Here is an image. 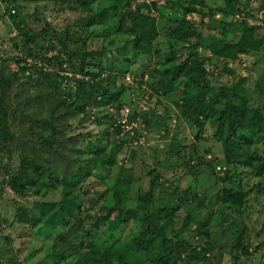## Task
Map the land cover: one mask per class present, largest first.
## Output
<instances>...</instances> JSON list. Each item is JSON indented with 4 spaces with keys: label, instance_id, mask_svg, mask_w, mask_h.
Instances as JSON below:
<instances>
[{
    "label": "trees",
    "instance_id": "1",
    "mask_svg": "<svg viewBox=\"0 0 264 264\" xmlns=\"http://www.w3.org/2000/svg\"><path fill=\"white\" fill-rule=\"evenodd\" d=\"M75 1L78 3L76 7L85 13L81 41L84 47L81 50H70L69 46H64L69 58L56 56L59 69L54 71L46 68L50 67L49 63L46 67L40 64L43 56L39 52L30 53L34 61L25 60L19 68L25 75L28 73L27 76L18 77V72L6 75L0 70V159L5 152L11 159L16 147L14 143L21 139L29 150H35L39 145L46 147L44 153L33 152L31 156H25L20 150L22 159L9 182L11 188L18 195L23 190H39L46 183L48 191L49 185L52 190H57L59 185L61 189L54 201L35 200L32 206L15 201L16 222L33 229L40 225L64 227L55 236L47 253L49 264H195L200 260L203 264H213L210 249L192 242V238L200 236L207 243L211 239L208 222L212 220L219 225V233H225L231 226L226 213H212L202 218L204 201L192 186L182 192L176 191L173 200H157L155 185L158 176L154 171L148 172L151 177L148 189L141 186V180L136 182L132 170L123 163L117 176L109 177L119 161V153L133 141L139 143L140 138L135 131L138 117L146 126L151 125L150 112L128 111L127 122L134 124L133 133L125 130L121 119L125 109L123 100L129 86L118 85V79L132 63L130 53H126L129 46L135 55L154 59L156 66L150 78L159 77L156 82L161 95H176L175 108L180 116L199 130L210 123L216 129L215 135L221 141L227 163L252 166L256 175H262L264 153L259 150L258 143L264 139V71L253 88L247 85V77L230 85L214 84L206 68L207 60L199 48L210 49L213 55L226 60L237 59L241 54L263 47L264 33L258 30L264 31V24H246L233 40L219 38L217 42L213 40L206 44L201 32L194 29L187 18L188 14L199 11L196 5H206V0H165L161 4L138 0ZM249 1L223 0L218 11L225 16L252 15ZM164 8L175 11L176 18L165 19L161 15ZM8 11L24 37L30 41L38 39L31 35L17 14L10 9ZM112 30L124 41L116 48L119 55L104 63L103 53L110 46L88 50L89 39L102 37L111 45L117 40L112 36ZM78 42V39L73 40L75 44ZM74 56L83 57L81 76L62 74L65 65L73 66ZM223 69L233 73L227 66ZM21 77L29 79L33 92L28 90L26 94L13 95L12 87L21 82ZM143 78L144 74L140 76V85ZM91 113L95 114L94 120L101 127L97 136L86 139L84 137L92 133L72 134V122L90 118ZM166 113L169 116L168 109ZM77 116L82 117L76 119ZM108 123L113 124V130ZM17 125L22 127L20 135L14 132ZM124 134L128 136L123 137ZM119 135L122 136L120 139L117 138ZM33 136L38 140L29 147L27 142L33 141ZM180 148L178 146L177 151ZM194 152L198 162L190 165V173L197 174L204 165L215 173L213 163L199 161L201 157L197 149ZM132 155H136L135 150ZM92 162V165L104 169V176L93 172ZM8 172L9 166H5L4 173ZM91 176H96L92 181L106 180L108 185L101 189L103 191L93 193L96 183L90 181ZM251 193L252 189L244 187L222 186L216 196L222 204L240 211ZM89 194L93 198L87 201ZM95 205L96 210L93 208ZM183 209L187 211L185 216ZM4 221L0 217V223ZM131 221L136 223L132 228L134 231L123 234L120 227ZM178 223L180 225L176 228ZM74 238V244L70 243L69 239ZM104 238L107 240L102 243ZM237 245L247 257L252 254L244 241V231L240 233ZM233 259L234 263L240 261L239 256Z\"/></svg>",
    "mask_w": 264,
    "mask_h": 264
},
{
    "label": "rangeland",
    "instance_id": "2",
    "mask_svg": "<svg viewBox=\"0 0 264 264\" xmlns=\"http://www.w3.org/2000/svg\"><path fill=\"white\" fill-rule=\"evenodd\" d=\"M138 1L150 3L156 1L161 4L165 0ZM206 1L204 6L196 5L199 11L187 15L194 29L201 32L203 42L206 44L213 40L217 42L219 38L233 40L239 36L246 24L250 26L264 24V0H250L248 6L252 15L248 16L242 14L225 16L218 11V7L224 3L223 0ZM76 4L78 3L75 0H10V3L7 0H0V70L4 71L6 75L18 72V77L24 76L25 74L20 72L19 68L25 63V60L27 62L34 61L30 53L39 52L43 56L40 64H44L46 67V64L49 63L50 67L46 68L54 71L59 69V65L56 64V56L61 55L63 59L69 58L68 53L63 50L64 46H69L70 50H81L84 47L81 41L84 36L82 18L85 13L82 8L76 7ZM9 9L18 15V19L29 28L31 35L38 37L37 40L30 41L23 36L8 13ZM161 15L168 20L176 18L177 13L172 9L164 8ZM96 28L98 30V27ZM258 32L264 33L262 29H259ZM112 34L117 40L111 45H108V40L105 41L102 37L93 36L89 39L88 50L101 49L104 46L109 48L110 46L103 53L104 63L119 55L116 48H119L124 41L119 39L113 30ZM161 36L164 39L163 33ZM75 39L79 40L77 44L73 43ZM199 51L202 57L207 60L206 68L210 72L209 78L214 84L221 82L230 85L242 77H247V85L253 88L255 81L264 71V44L258 51L241 54L237 59L228 60L213 55L210 49L204 47H200ZM126 53H130L132 63L124 69V75H119L118 79V85L126 84L129 86L123 100L124 110H128L130 113L150 112L151 125L146 126L142 118L138 117L136 122L138 127L135 131L140 138L139 143L133 141L131 145L126 146L119 153V161L112 169V175L109 177L112 179L116 177L123 163L128 167L127 169L132 170L137 179L136 182L141 180V186L148 189L151 178L148 172L154 171V174L158 176L155 185V197L157 200L163 201L173 200L176 191L182 192L188 186L194 187L200 196V200L204 201V206L201 209L202 218L212 213H226L227 222L231 226L225 233H219V225L214 224L212 220L208 222L211 239L205 243L203 237L196 236L192 238V242H198L199 245L204 244L210 249L213 264H264V173L258 176L252 166L228 164L224 159L221 141L215 135V127L208 123L202 130H199L188 119L180 116V112L175 108L176 95L166 97L160 94V87L156 82L159 77L150 78L156 61L146 59L145 56L135 55L131 46L128 47ZM75 57H73V66L67 67L65 65L64 70L61 71L62 74L81 76L83 57ZM19 60L20 62H18ZM89 61L91 62L90 68H92V61ZM224 66L233 70V73L226 72L223 69ZM122 68L124 67L122 66ZM143 74L144 81L140 85V76ZM27 75L29 74L26 73L25 76ZM21 78V82L15 83V86L12 87L13 95L20 94V92L26 94L28 90L33 92L30 89L29 79ZM23 88L24 91H22ZM167 109L169 116L166 113ZM154 113L162 117L163 115L166 116L158 118ZM94 116V113H91V117L86 119L77 116L76 119H81L78 122H72V134L90 132L92 135L83 137L86 139L95 138L101 127L95 122ZM108 124L113 130V124ZM14 130L16 134L20 135L22 127L17 125ZM22 135L24 134L22 133ZM127 136L128 134L123 135V137ZM121 137L119 135L117 138L120 139ZM31 138L35 139L27 142L29 147H33L34 142L38 140L36 136ZM22 141L23 139L14 143L17 148H14L11 159L6 152L2 153L0 159V217L3 221L7 219V222L0 223V264H49L46 260L47 253L52 248L55 236L64 230V227L40 225L33 229L28 225H20L15 219L16 208L14 205L18 202V204L32 206L35 200L54 201L61 189L59 185L57 190H52L51 185H49L48 191L46 188L48 183H46V185L40 186L39 190L34 192L23 190L18 195L11 188L9 182H11L12 176L16 174L22 159L20 150L24 152L25 156H31L33 152L42 151L44 153L46 151V147L43 145L37 146L35 150H29ZM178 146L182 147L180 151H177ZM258 147L264 153V139L259 141ZM172 149L175 150L172 151ZM194 149H197V153L201 157L199 161H211L213 163L215 173L205 165L199 169L197 174L190 173V165L198 162ZM133 150L136 151V155H132ZM105 156L106 154H104ZM93 163H91L93 172H98L104 176V169L101 170L100 167L92 165ZM5 166H9L8 174L4 173ZM90 179L91 182L96 183L93 193L106 188L108 185L106 180L92 181L96 179V176H91ZM222 186L244 187L252 189V193L247 203L238 211L217 200L216 194L222 189ZM89 198H93L91 194L87 196V201ZM91 204L93 205V203ZM93 208L98 209L96 205ZM90 212L92 213L93 210ZM186 213L187 211L183 209V216ZM178 225L180 223L176 224V228ZM134 226L136 223L131 221L128 224H123L120 231L123 234L124 232L125 234L132 233ZM242 231H244V241L249 245V250L252 253L248 257L241 252V248L237 245L238 237ZM106 240L107 238H104L101 241L105 243ZM69 241L74 244L75 238L69 239ZM101 241L96 242V244ZM231 246H234L233 249ZM235 256L240 257L239 263H234L233 257ZM13 260L15 261L11 263ZM195 264H203V262L201 260L195 261Z\"/></svg>",
    "mask_w": 264,
    "mask_h": 264
},
{
    "label": "built area",
    "instance_id": "3",
    "mask_svg": "<svg viewBox=\"0 0 264 264\" xmlns=\"http://www.w3.org/2000/svg\"><path fill=\"white\" fill-rule=\"evenodd\" d=\"M127 113H128V110L122 111L121 123L123 124V127L125 128L126 131L128 130L129 132H131L134 124H129L127 122ZM126 125H127V127H126ZM132 133H133V131H132Z\"/></svg>",
    "mask_w": 264,
    "mask_h": 264
}]
</instances>
